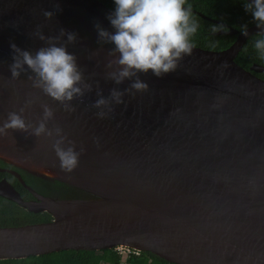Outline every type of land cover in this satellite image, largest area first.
<instances>
[{"label":"water","instance_id":"obj_1","mask_svg":"<svg viewBox=\"0 0 264 264\" xmlns=\"http://www.w3.org/2000/svg\"><path fill=\"white\" fill-rule=\"evenodd\" d=\"M113 12L99 0H0V126L12 112L38 126L48 106L49 129H62L65 146L70 141L80 153L67 172L52 138L31 129L0 135V160L80 193L43 195L27 187L35 199L26 201L1 181V197L52 221L0 227V260L121 246L171 264H264V79L257 75L264 66L236 62L261 29L250 26L247 36L220 30L216 35L236 36L229 48L193 45L175 72L139 73L150 87L137 91L130 80L109 79L118 54L100 42L96 26L115 32ZM62 29L77 35L67 49L84 77L83 97L67 107L35 87L30 70L17 78L10 71L11 44L35 53L47 46L37 33L61 45ZM113 88L123 103L111 99ZM100 95L110 104L98 109Z\"/></svg>","mask_w":264,"mask_h":264},{"label":"clouds","instance_id":"obj_2","mask_svg":"<svg viewBox=\"0 0 264 264\" xmlns=\"http://www.w3.org/2000/svg\"><path fill=\"white\" fill-rule=\"evenodd\" d=\"M115 9L108 19L115 29L109 32L97 25L100 42L114 45L110 54L116 59L110 61L109 68L116 65L110 72L109 79L115 84H122L125 80L132 81L130 89L145 91L150 86L139 78V73L151 71L156 77L175 72L180 61L192 54L193 44L191 37L196 33L198 25L192 19L191 7H185L187 0H114ZM245 10L251 12L257 27L264 35V0H247ZM44 15L51 18L54 13L45 11ZM223 25L214 26L213 31L223 28ZM247 26H245V29ZM67 36L64 44L58 45L54 41L57 37H46L37 33L40 40L45 41V47L35 53L11 44L15 55L10 71L14 78L22 72L31 71L34 86L65 104L77 97H83V72L77 62V57L71 54L67 45L74 43L77 35L61 30ZM243 35L247 36L245 30ZM255 49L264 57V38L257 39ZM135 77V79H133ZM89 91L91 85H84ZM99 95V94H98ZM123 93L116 88L110 90V97L117 104L123 103ZM110 104L108 98L99 96L93 106L101 109ZM98 115L103 118V111ZM54 118L53 110L44 106L43 118L38 126L30 125L21 114L9 113L7 120L0 126V135L6 134L8 129L29 131L36 137L47 136L53 139V149L60 161V167L73 171L79 163V155L72 142L65 146L66 137L59 127L49 129L48 122Z\"/></svg>","mask_w":264,"mask_h":264},{"label":"trees","instance_id":"obj_3","mask_svg":"<svg viewBox=\"0 0 264 264\" xmlns=\"http://www.w3.org/2000/svg\"><path fill=\"white\" fill-rule=\"evenodd\" d=\"M111 9H115L114 0H99ZM245 0H187L185 7H191L192 19L198 25L196 33L191 37L194 46L206 50L221 51L229 48L236 40V36L216 35L226 27H232L240 32L245 26L256 25L251 12L245 10ZM195 11V12H193ZM209 18L205 19L201 15ZM223 25L217 31L214 26ZM264 35L251 36L236 62L245 69L257 64L264 66V57L258 53L254 44ZM264 79V72L257 74ZM38 180L35 177H26V182L33 187ZM19 189V184L15 183ZM51 185V184H49ZM47 185V186H49ZM52 190L59 196H80V193L65 184L52 183ZM52 220L48 213L32 214L14 203L0 200V227L24 226L29 224L45 223ZM122 257L114 250L102 251H62L48 255L29 257L24 260H0V264H121ZM124 264H171L152 253H141L140 256L132 255Z\"/></svg>","mask_w":264,"mask_h":264},{"label":"flooded vegetation","instance_id":"obj_4","mask_svg":"<svg viewBox=\"0 0 264 264\" xmlns=\"http://www.w3.org/2000/svg\"><path fill=\"white\" fill-rule=\"evenodd\" d=\"M26 172L27 171H24L21 168H18L16 166L12 165V164H9V163H7L5 161L0 160V182L1 181H6L8 184H10L16 191H18L20 193L21 197L24 200L31 201V200L35 199L33 194L29 191V189L27 187H31L32 189H35L37 192H39L40 194H43V195H55V194L59 195L58 192H56L55 190L54 191L52 190L51 186H52V183H54V182L44 181L42 179H38L37 178L40 181L35 183L36 184L35 187H33L32 185L28 184L26 182V177L29 178V176L32 177V175H29ZM18 175L21 176V178L23 179V181L25 182L26 185H24L21 182V180L19 179ZM15 183L19 184V187L21 189H19L18 187L16 188L17 185ZM49 184H51V185H49ZM47 185H49V186H47ZM0 200L8 201L10 203H14V202H12V201L4 198V197H1V196H0ZM14 204H16V203H14ZM32 214H34V213H32ZM39 214H41V213H39Z\"/></svg>","mask_w":264,"mask_h":264},{"label":"built area","instance_id":"obj_5","mask_svg":"<svg viewBox=\"0 0 264 264\" xmlns=\"http://www.w3.org/2000/svg\"><path fill=\"white\" fill-rule=\"evenodd\" d=\"M114 250L122 257L121 264H124L126 262V259L129 258L130 256L132 255L140 256L141 254L140 251H136L134 249L121 247V246L114 248Z\"/></svg>","mask_w":264,"mask_h":264}]
</instances>
